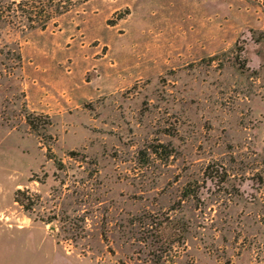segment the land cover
<instances>
[{
    "label": "rangeland",
    "instance_id": "rangeland-1",
    "mask_svg": "<svg viewBox=\"0 0 264 264\" xmlns=\"http://www.w3.org/2000/svg\"><path fill=\"white\" fill-rule=\"evenodd\" d=\"M0 264H264V0H0Z\"/></svg>",
    "mask_w": 264,
    "mask_h": 264
},
{
    "label": "trees",
    "instance_id": "trees-1",
    "mask_svg": "<svg viewBox=\"0 0 264 264\" xmlns=\"http://www.w3.org/2000/svg\"><path fill=\"white\" fill-rule=\"evenodd\" d=\"M206 173H207V177L210 179V180H219L220 179V174L221 173H219L218 172V170L216 169V168H213V169H211L210 171H209V169H208V171L206 170ZM213 175V176H212ZM210 176H212V177H210ZM21 194V191H18V195H17V197L19 196ZM189 196V194L186 196V197H188ZM18 201H20V199L19 200H17V202ZM21 202H23V200L21 201Z\"/></svg>",
    "mask_w": 264,
    "mask_h": 264
}]
</instances>
